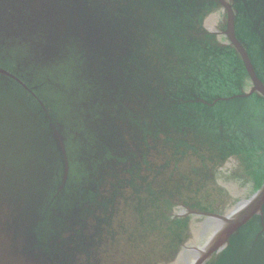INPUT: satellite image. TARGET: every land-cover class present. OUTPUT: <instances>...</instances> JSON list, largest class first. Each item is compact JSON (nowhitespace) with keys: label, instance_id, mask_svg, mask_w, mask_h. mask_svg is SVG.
<instances>
[{"label":"water","instance_id":"obj_1","mask_svg":"<svg viewBox=\"0 0 264 264\" xmlns=\"http://www.w3.org/2000/svg\"><path fill=\"white\" fill-rule=\"evenodd\" d=\"M0 264H264V0H0Z\"/></svg>","mask_w":264,"mask_h":264}]
</instances>
